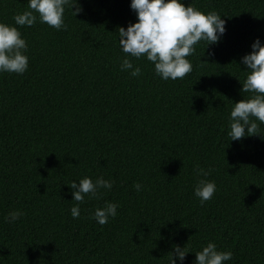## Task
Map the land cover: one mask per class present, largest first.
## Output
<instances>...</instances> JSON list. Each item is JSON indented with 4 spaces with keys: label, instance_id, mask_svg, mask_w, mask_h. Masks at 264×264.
<instances>
[{
    "label": "trees",
    "instance_id": "obj_1",
    "mask_svg": "<svg viewBox=\"0 0 264 264\" xmlns=\"http://www.w3.org/2000/svg\"><path fill=\"white\" fill-rule=\"evenodd\" d=\"M182 2L216 11L226 31L195 45L183 79L165 81L143 56L128 57L137 77L120 69L118 29L136 22L130 0H77L82 11L66 6L60 31L15 25L27 0H0V22L28 45L27 70L0 73V264H169L174 246L193 264L208 242L232 252L225 264H264V124L228 136L232 103L251 95L240 61L264 43V0ZM85 176L113 187L86 196L73 218L68 186ZM198 179L216 184L203 204ZM106 201L117 215L100 225L90 213ZM16 210L22 217L6 222Z\"/></svg>",
    "mask_w": 264,
    "mask_h": 264
},
{
    "label": "clouds",
    "instance_id": "obj_2",
    "mask_svg": "<svg viewBox=\"0 0 264 264\" xmlns=\"http://www.w3.org/2000/svg\"><path fill=\"white\" fill-rule=\"evenodd\" d=\"M70 6L75 17L82 11L77 0H27L28 10L15 14L13 20L17 26L31 27L39 22L47 24L57 31L64 30V12ZM75 7V11H72ZM130 9L136 14V22L125 29H118L120 51L125 54L120 62V69L128 71L131 77L141 73L139 66H134L128 58L137 60L142 56L154 65L155 75L162 80L183 79L192 71V63L187 58L195 51V45L205 41L207 45L216 44L224 35L225 21L216 11L204 13L192 4L185 7L182 0H130ZM27 42L15 26L0 22V73L23 74L28 68ZM250 53L241 58L240 63L247 69L241 84V93H250L247 99L232 103L229 114L228 136L231 140H240L246 136L258 135L259 124H264V43L257 38L251 44ZM130 70V71H129ZM259 122V124L257 123ZM197 176L207 177L208 171L199 166L195 168ZM72 201L77 202L70 208L73 218L80 216V203L85 197L99 198L100 189L111 190L113 182L97 177L95 181L85 176L73 180L68 186ZM137 192L141 185H133ZM216 191L215 181L198 179L193 192L200 202L210 200ZM118 205L106 201L102 207L95 208L90 218L104 225L109 218H115ZM19 210L12 211L5 217L12 223L22 217ZM169 264H183L189 250L174 246ZM193 264H225L232 259L231 251H219L217 245L208 242L195 253Z\"/></svg>",
    "mask_w": 264,
    "mask_h": 264
}]
</instances>
